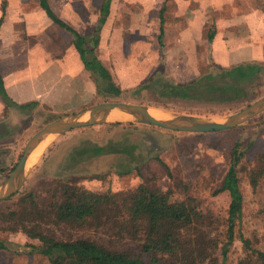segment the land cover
Listing matches in <instances>:
<instances>
[{"label": "rangeland", "instance_id": "374dc122", "mask_svg": "<svg viewBox=\"0 0 264 264\" xmlns=\"http://www.w3.org/2000/svg\"><path fill=\"white\" fill-rule=\"evenodd\" d=\"M145 1L149 2L148 5ZM213 1L220 3V8L213 7ZM232 1L242 10L258 7L264 10V0H173L172 4L171 0H166L162 13L165 27L163 42L165 41L164 45L168 50L166 52L173 53L174 58L164 62L158 57L159 49H154V46L157 48L159 45L156 28L159 24V7H155L159 6V0H120L118 4L123 5V10L120 14H115L120 17L113 18L114 26L111 28L119 27L118 32L111 34L109 31V50L105 53L115 57V61L118 60L116 62L119 64L115 69L119 84L115 83L122 91L118 95L107 96L106 100L137 102L171 112L209 117L226 116L251 102L233 104L172 99L161 97L152 89L133 91L154 74L182 83L215 69L217 66L212 62L210 44L206 38L209 23L211 24V17L225 15L223 7L230 10ZM181 19L189 21L192 29H186V32L182 33L176 25ZM169 28H174V32L169 31ZM186 34L196 37V48L195 42L193 43L190 37H185ZM87 36L93 39L91 29L88 30ZM123 43L127 48L131 45V48L123 49ZM178 44L182 47L190 44L188 58L183 62L176 58L178 49L170 51V47ZM18 55L20 58L17 67L25 66L28 63L26 53L19 52ZM152 61H156L157 65H152ZM133 72H136V75H133ZM151 72L154 74L150 76ZM52 88L56 91L54 97L50 98L49 94V98H46L49 89L41 96L43 105L47 99L53 101L51 106L48 105L51 111L62 96L61 90H66L63 78H58ZM256 90V98L264 95V73ZM103 100L96 93L93 104ZM29 104L26 110L19 106L12 110H0V123L5 126L0 133V181L16 163L29 136L59 116V113L37 106L35 100H31ZM85 139L98 143L110 140L122 144L135 143V147L131 153H105L89 161H77L67 172L63 167L70 162L64 161L68 150ZM236 140L239 141L238 148L242 151L237 164L239 187L242 192V212L235 223V236L227 252L226 264H238L239 257L246 254L251 258L250 264H260L255 249L264 250V174L258 179L257 185L253 186L248 179V171L258 167L264 169V110L242 124L217 131H180L136 121H109L73 128L55 136L44 148L37 160L31 163L35 162L21 187L12 196L0 199V210L16 205L20 193L27 190L34 193L40 208H48L55 187L61 182L68 181L70 184L94 191L122 194L143 179L163 189L171 187L173 197H189L191 202L196 203L205 216L204 228L208 227L213 238L219 237V251L221 244L226 240L224 231L229 195L226 191L217 189L230 164V152ZM127 167L130 171L125 172ZM100 223L102 222L75 226L68 222L51 220L42 222V230L62 239L94 238L111 248L130 249L136 246L138 239L121 234L117 226L109 229L103 224L99 225ZM241 234L248 240L249 246L240 238ZM0 238L6 240L9 245L8 248L0 249V264H51L45 254L39 251L27 252V248L22 246L25 242L39 244L37 238L10 230H0Z\"/></svg>", "mask_w": 264, "mask_h": 264}, {"label": "trees", "instance_id": "16d2710c", "mask_svg": "<svg viewBox=\"0 0 264 264\" xmlns=\"http://www.w3.org/2000/svg\"><path fill=\"white\" fill-rule=\"evenodd\" d=\"M39 1L51 18L72 33L73 43L84 66L94 76L96 93L104 100L107 96L118 95L122 91L121 87L115 83L108 67L96 54L98 35L94 36L91 44H87L88 40L83 34L54 14L47 0ZM110 1H101L96 30L109 12ZM163 9L162 6L158 34L161 45ZM1 20L2 15L0 23ZM213 32L214 27L211 25L209 40L212 39ZM263 73L264 64L248 61L229 67L217 66L182 83L154 74L133 91L147 88L165 98L239 104L256 98L257 84ZM0 95L6 102L10 101L1 74ZM29 103L24 105H30ZM238 144L239 141L236 140L232 146L230 164L217 189L226 191L229 195L224 231L226 240L219 251V237L213 238L208 227L204 228L205 216L196 203L191 202L189 197H173L171 187L163 189L143 179L122 194L94 191L68 181L61 182L56 185L48 208H40L34 193L27 190L20 193L16 205L0 210V230L20 231L30 238H37L39 244L25 242L22 246L27 248V252L39 251L45 254L51 264H226L227 252L235 236V223L242 212V192L237 173L242 151ZM134 147L135 143L122 144L112 140L98 143L85 139L68 150L64 161L70 162L63 169L69 172L77 161H89L105 153H131ZM128 171L130 168L127 167L125 172ZM263 174V168H252L248 171V179L256 186ZM51 220L75 226L90 222H102L99 225L103 224L109 229L117 226L121 234L138 239L137 244L133 248L124 249L111 248L88 237L57 238L42 230V222ZM240 238L249 246L242 234ZM8 246L6 240L0 238V249ZM255 252L260 264H264V250L255 249ZM250 260L246 254L239 257L238 264H250Z\"/></svg>", "mask_w": 264, "mask_h": 264}, {"label": "crops", "instance_id": "0c3cea01", "mask_svg": "<svg viewBox=\"0 0 264 264\" xmlns=\"http://www.w3.org/2000/svg\"><path fill=\"white\" fill-rule=\"evenodd\" d=\"M101 1L47 0L54 14L83 34L88 40L87 44L92 43L91 36H87L89 29L93 31L94 36L98 35V44L95 47L96 54L102 63L108 67L113 80L119 84L115 69V66L119 64L116 62L118 60L115 61V57H110L105 51L109 50V31L111 34L118 32L119 27L111 28L114 26L113 18L120 14L123 5L118 4L120 0H111L105 20L96 30ZM172 2L173 0H171V4ZM232 3L230 10H228V7H223L225 15L211 17V24L209 23V25L214 27L213 37L209 40L207 35L206 38L210 44L212 62L216 66L222 67L248 61H258L264 64V10L259 8L242 10L234 1ZM158 4L159 6L155 7H159L158 13L160 16V9L162 6L165 9L166 0H159ZM220 6V3L217 4L213 1V7L220 8ZM116 13L118 14L115 15ZM1 15L0 74L10 101L6 102L0 95V110L4 108L12 110L15 106L26 110L29 107L24 104L29 103L31 100H35L38 103L37 106L50 110L48 105L51 106L50 104L53 101L47 99V105H43L41 96L44 95L46 89H49L46 98H49V94L50 98L56 95V91L52 86L58 78H63L66 90H61L62 96L58 99V104H55L52 111L59 113L60 116L79 111L93 104L94 95L96 94V82L94 76L84 66L80 58L72 40V33L51 18L40 5L39 0H0V17ZM159 25L160 17L158 27L156 26L157 42L160 46L157 44L158 47L154 46V49H159L158 57L163 59L164 62L171 61L174 54L166 52L168 50L165 48V41L163 45L158 41ZM176 25L182 33H184L183 31L186 32V29H192L190 22L182 19L179 23L177 21ZM173 29L169 28V31L174 32ZM164 33L165 27L163 24V35ZM186 36L190 37L193 43L195 42V45H193L196 48L198 42L196 37L187 34ZM201 42L203 44L204 39ZM189 46L190 44L182 47L178 44L172 46V48L170 47V51L178 49L176 58L183 62L188 58ZM128 48L130 49L131 45H128ZM128 48L123 43V49ZM19 52L26 53L27 56L28 63L24 60L26 64L22 67H17L20 58ZM134 55L136 56V54ZM152 65H157V62L152 61ZM153 74L151 72L150 76ZM133 75H136V72H133ZM87 99L90 100L84 102ZM84 103L87 104L83 105ZM20 104H23V106ZM0 125L4 126L2 123Z\"/></svg>", "mask_w": 264, "mask_h": 264}, {"label": "water", "instance_id": "95a60500", "mask_svg": "<svg viewBox=\"0 0 264 264\" xmlns=\"http://www.w3.org/2000/svg\"><path fill=\"white\" fill-rule=\"evenodd\" d=\"M150 108L157 109L163 116L157 117L153 115L149 111ZM112 110L125 112L128 116L124 119H113L109 117V113ZM263 110L264 95L223 117H209L191 113L171 112L137 102L119 100H103L96 102L79 111L60 115L52 119L29 136L16 163L8 175L0 181V199L12 195L21 187L27 173L30 171V167L35 163L34 162L31 165H27L26 163L28 155L32 150H34L42 140L47 138L48 142L45 145L46 147L55 136L70 129L109 121H136L180 131H217L242 124ZM4 129L5 127L0 125V133Z\"/></svg>", "mask_w": 264, "mask_h": 264}, {"label": "bare ground", "instance_id": "6f19581e", "mask_svg": "<svg viewBox=\"0 0 264 264\" xmlns=\"http://www.w3.org/2000/svg\"><path fill=\"white\" fill-rule=\"evenodd\" d=\"M149 111L153 115H155L157 117H162L163 116L162 113H160L157 109L150 108ZM126 116H128L127 113L119 111V110H112L109 113V117H111L113 119H124V118H126ZM45 142H48L47 138L42 140L38 144V146L34 150L31 151V153L28 155V158H27V161H26L27 165H31V163L37 159L38 155L40 154V152L45 147Z\"/></svg>", "mask_w": 264, "mask_h": 264}, {"label": "flooded vegetation", "instance_id": "af4514ba", "mask_svg": "<svg viewBox=\"0 0 264 264\" xmlns=\"http://www.w3.org/2000/svg\"><path fill=\"white\" fill-rule=\"evenodd\" d=\"M0 156H1V154H0Z\"/></svg>", "mask_w": 264, "mask_h": 264}]
</instances>
